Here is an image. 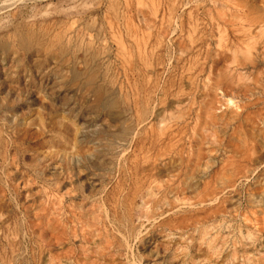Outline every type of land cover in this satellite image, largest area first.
Segmentation results:
<instances>
[{"label": "rangeland", "instance_id": "374dc122", "mask_svg": "<svg viewBox=\"0 0 264 264\" xmlns=\"http://www.w3.org/2000/svg\"><path fill=\"white\" fill-rule=\"evenodd\" d=\"M0 264H264V0H0Z\"/></svg>", "mask_w": 264, "mask_h": 264}, {"label": "bare ground", "instance_id": "6f19581e", "mask_svg": "<svg viewBox=\"0 0 264 264\" xmlns=\"http://www.w3.org/2000/svg\"><path fill=\"white\" fill-rule=\"evenodd\" d=\"M253 27H255V26H253ZM253 31V30H252ZM244 32V31H243ZM249 38V37H248ZM169 156V155H168ZM166 165V164H165ZM205 167V166H204ZM198 169V168H197ZM200 172V171H199ZM168 174V173H167ZM171 174V173H170ZM208 174V173H207ZM197 182V181H196ZM218 187V186H217Z\"/></svg>", "mask_w": 264, "mask_h": 264}]
</instances>
